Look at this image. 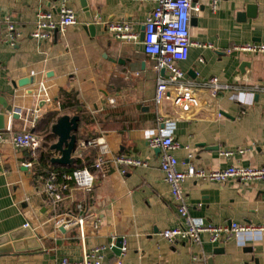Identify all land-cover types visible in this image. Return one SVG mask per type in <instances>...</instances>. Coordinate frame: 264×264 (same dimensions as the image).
I'll return each instance as SVG.
<instances>
[{
	"label": "crops",
	"instance_id": "crops-1",
	"mask_svg": "<svg viewBox=\"0 0 264 264\" xmlns=\"http://www.w3.org/2000/svg\"><path fill=\"white\" fill-rule=\"evenodd\" d=\"M61 1L0 0V95L5 94L20 111L13 117L0 103L6 122L0 130V237L30 228L34 237H22L18 242L37 246L3 253L0 264L76 262L82 260L85 249L110 244L115 236L123 238L127 248L123 264H264L261 231L243 232L220 243H212L204 233L202 244L178 241L171 245L160 235L178 225L180 218L161 169V151L151 148L146 138L157 122L158 72L143 50L141 36L155 2L87 0L93 18L88 23L81 0H67L77 14V24L47 40L33 38L37 13L57 11ZM192 3L193 44L188 59L179 66L186 79L217 76L237 89L215 98L203 93L201 105L188 112L166 104L163 111L176 119L178 146L171 153L180 170L188 163L206 170L264 166V90L254 91L264 88V54L228 52L235 44L264 42V0ZM58 17L55 13L54 19ZM120 21L128 22L138 39H117L107 25ZM8 22L20 34L14 43L7 36ZM89 24L94 25L93 34L85 28ZM24 78L35 82L20 85ZM42 82L48 96L40 89ZM37 108L40 114L35 119ZM63 115L79 116L77 141L103 136L110 154L97 170L93 163L99 149L83 150L79 163L98 174L94 189L84 195L77 188L72 197L67 193L54 207L42 192L48 172L40 160L33 170L24 166L29 152L17 147L12 137L17 131L30 130L43 138L39 154L59 157L50 147L58 140L52 127ZM224 151L232 154L225 156ZM118 154L134 156L147 165L129 166L122 172L123 166L113 160ZM72 156L76 159V152ZM75 162L53 165L67 168ZM183 190L192 216L207 223L264 224V181L231 178L217 183L188 178ZM82 201L88 215L103 220L97 231L87 227L84 240L77 226L65 230L53 223L58 213L77 214V204ZM194 256L198 258L194 260ZM115 258V251L107 250L101 264H112Z\"/></svg>",
	"mask_w": 264,
	"mask_h": 264
},
{
	"label": "built area",
	"instance_id": "built-area-1",
	"mask_svg": "<svg viewBox=\"0 0 264 264\" xmlns=\"http://www.w3.org/2000/svg\"><path fill=\"white\" fill-rule=\"evenodd\" d=\"M155 8L147 16L145 22L144 37L142 40L143 50L155 63L158 72L157 86L154 101L158 108L157 122L155 128L147 135L148 145L153 149H161V169L165 174V180L171 189L173 200L177 204L179 223L175 227L164 229L160 232L161 237L173 245L178 241H188L191 244H202V234L208 233L212 243L225 242L243 232H264V224L251 222H229L226 224L207 223L201 218H196L190 213L188 199L183 190V184L188 178L222 183L231 178L241 182L264 181V166H239L231 165L222 169L206 170L197 168L194 164L188 163L186 168H178V159L171 153L178 144L174 139V128L176 119L167 115L163 109L166 104L171 108L188 112L201 105V95L208 94L212 98L218 97L222 92L236 90L237 86L221 82L217 76L206 80L186 79L185 72L179 66V62L189 57L191 40V14L195 9L193 0H152ZM216 8V2H214ZM58 19H54V14ZM77 14L62 0L57 8L53 10H40L36 15L35 29L31 36L37 40L50 39L55 32L64 31L66 27L77 24ZM108 29L117 39L136 40L138 34L132 31L131 25L126 21L110 22ZM14 23L8 22L7 36L12 43L19 37ZM211 46V44H209ZM238 51L245 54H264V42L248 41L235 44L228 52ZM162 70H165L162 73ZM166 72L168 74L166 75ZM44 96H48L45 84L41 83ZM264 90L262 87L254 88V91ZM50 99L49 97L46 98ZM1 111V106H0ZM40 108L34 112L35 119L39 117ZM20 115V111L16 112ZM13 143L29 152V158L24 166L33 170L39 162V150L43 145V138L30 130L17 131L12 137ZM96 147L99 149V156L94 160L93 166L100 170L105 164V157L110 154V147L103 136H93L87 139L78 140L76 143V157H81L83 150ZM74 152V153H75ZM230 156L231 151L222 152ZM191 158L192 155L189 154ZM114 162L123 166L122 172H126L129 166L147 165V162L131 155L118 154L113 157ZM98 174L87 167L75 168L73 170L54 169L48 172L43 178L42 192L47 196L54 207L67 197L73 196L75 189H81L84 195L92 192ZM78 213H58L54 216V226L63 227L69 230L77 226L80 236L84 240L87 227L97 231L103 224L100 216L88 215L87 205L84 202L77 204ZM29 226V224H27ZM118 238L115 236L110 244L94 247L84 251L80 261L71 262L63 259L56 264H101L105 252L116 246ZM125 242L122 241L120 253L112 264H123V257L126 253ZM198 257L194 256V260Z\"/></svg>",
	"mask_w": 264,
	"mask_h": 264
},
{
	"label": "water",
	"instance_id": "water-1",
	"mask_svg": "<svg viewBox=\"0 0 264 264\" xmlns=\"http://www.w3.org/2000/svg\"><path fill=\"white\" fill-rule=\"evenodd\" d=\"M81 4L86 12L88 23H92V14L88 5L87 0H81ZM195 20H193L194 22ZM86 29L90 30L91 33H94V25L89 24L85 27ZM144 32L142 33L141 38L143 39ZM165 70H162L164 73ZM35 80L33 78H24L23 80L19 81L20 85H28L33 84ZM0 103L4 106V108L13 114V117H17L16 110L12 104L9 103L5 94L0 95ZM79 116H70V115H63L61 116L57 122L53 125L52 131L58 137V140L51 145V149L58 151L61 155L59 157L52 158V162H57L60 164H71L75 162V158L72 156L75 152L76 143H77V135L76 131L79 129ZM5 115L0 113V130H3L6 126L5 124ZM156 151L160 152L161 149L158 148ZM63 228V227H61ZM34 237V232L32 229H25L20 230L17 232H13L11 234H7L5 236L0 237V255L3 253H10L13 251L26 250V249H33L37 246L30 244L28 247L24 246L23 243H19L22 237ZM123 238H118L116 242V246H114L113 250L116 254L120 253V248L122 247ZM32 245V246H31Z\"/></svg>",
	"mask_w": 264,
	"mask_h": 264
},
{
	"label": "trees",
	"instance_id": "trees-1",
	"mask_svg": "<svg viewBox=\"0 0 264 264\" xmlns=\"http://www.w3.org/2000/svg\"><path fill=\"white\" fill-rule=\"evenodd\" d=\"M77 132L78 130L75 132L76 135H77ZM53 134H50L48 136H45V139L47 140L49 138V136L51 137ZM78 136V135H77ZM78 138V137H77ZM44 141V144H46V147L49 148L50 144L47 143V141ZM39 160H40V163L45 167L46 171L45 172H49L51 170H54L55 168H57L56 165H53V162H52V156L50 153H47V154H39ZM80 158H76V162H75V165L71 166V167H67V168H59V169H63V170H73L75 168H80V167H83L80 163ZM49 170V171H48Z\"/></svg>",
	"mask_w": 264,
	"mask_h": 264
}]
</instances>
